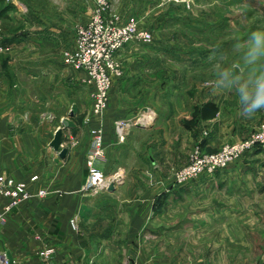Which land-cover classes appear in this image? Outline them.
<instances>
[{
	"label": "crops",
	"instance_id": "1",
	"mask_svg": "<svg viewBox=\"0 0 264 264\" xmlns=\"http://www.w3.org/2000/svg\"><path fill=\"white\" fill-rule=\"evenodd\" d=\"M12 41L15 46L17 40ZM10 57L6 65L0 64V174L27 184L33 198L13 208L6 221L0 222V249L19 264H44L36 253L44 247L55 250L52 264H213V252L198 256L196 250L184 262L176 256L171 258L164 252L173 243L166 242L154 246L163 252L160 261L146 258V252H150L149 235H161L164 241L170 233L181 230L180 223L170 227L157 226V222L167 216L180 219L182 199L214 183V180L197 181L180 188L167 173L170 169H181L188 161L189 152L181 148L183 136L187 137L181 120L187 113L180 108L186 100L164 99V88L162 99H150L151 92L157 89L147 78L148 68L124 66L123 78L111 88L103 120L99 122L93 117L87 123L82 105L87 88L83 72L65 69L66 85L44 83L45 72L40 73L35 66H19L13 52ZM132 57L133 53L124 50L119 58L125 63ZM138 86L145 95L132 99L130 91L136 92ZM197 98L189 97L187 104L201 108L212 102L219 107L215 119L205 120L216 127V132L212 129L205 140L223 143L222 132L232 120L230 113L227 117L223 115V100L215 98L212 91H206L200 101ZM166 106L173 109L166 110ZM120 120L139 121L127 130L124 142L119 140L115 129ZM197 120L203 121L200 117ZM65 121L69 126L63 129L66 139L61 149L67 148L69 152L61 158L51 143ZM100 125L104 129L106 159L97 166L111 176L110 184L115 183V190L86 192L87 162L93 144L90 131ZM241 126L244 133L249 131L247 124ZM176 138V148L159 149ZM151 168L163 169L164 177L159 176L164 178L162 182L151 185ZM41 191L45 195L39 196ZM7 204L6 199L0 198V215ZM105 229L113 236H122L121 239L102 242L88 237ZM120 251L125 259L114 255Z\"/></svg>",
	"mask_w": 264,
	"mask_h": 264
},
{
	"label": "rangeland",
	"instance_id": "2",
	"mask_svg": "<svg viewBox=\"0 0 264 264\" xmlns=\"http://www.w3.org/2000/svg\"><path fill=\"white\" fill-rule=\"evenodd\" d=\"M105 1L104 17L107 21L122 25L133 18L141 29L153 36L150 44L131 43L118 54V73L113 76V84L123 78L124 66H144L149 70L148 80L157 89L151 92L150 99H162L164 88V99L186 100V105L180 108L187 113V117L181 120L183 133L187 136H183L181 148L189 152L185 166L197 149L204 154H214L225 146L244 142L262 128L264 111L252 119L241 116L237 98L212 91L208 81L217 63L239 60V53L233 49L235 42L243 43L252 32L264 31V0ZM97 8L98 0H0V64L6 65L13 52L19 66H35L40 73L45 72L44 83L51 81L66 85L64 70L72 68L65 65L64 55L74 50L79 28L92 21ZM12 39L17 40L15 46ZM4 43L10 45L4 47ZM124 50L133 53L125 63L119 58ZM213 55L215 62L209 59ZM84 83L87 88L82 105L88 120L92 117L93 89L86 83V75ZM137 88L136 92L130 91L132 99L145 95L141 86ZM206 91H212L215 98L223 100V115L227 117L230 113L233 120L222 132L226 136L223 143L205 140L216 132L215 125L197 119L194 124L190 123L195 108L187 104L188 98L195 100L198 96L200 101ZM164 109L173 108L166 106ZM241 123L247 124L248 132H243ZM177 142V138L172 139L159 149L176 148ZM179 170L170 169L167 173L173 180ZM163 172L162 168H151V185L162 182ZM106 177L111 179V176ZM204 180H214V183L200 187L182 199L180 219L167 216L157 222V226L170 227L180 223L181 230L176 235L170 233L164 241L161 235H149L150 252H146V258L160 261L163 252L154 246L158 244L160 247V242H166L176 246L170 244L164 253L183 262L194 256L197 250L198 256L213 252V264H264V147L259 152L247 153L220 172L176 186L184 188ZM113 235L105 229L99 235L88 237L102 242L117 241L122 237ZM80 237L84 238L83 235ZM178 248L181 249L177 252ZM123 253L114 252V255L125 259Z\"/></svg>",
	"mask_w": 264,
	"mask_h": 264
},
{
	"label": "built area",
	"instance_id": "3",
	"mask_svg": "<svg viewBox=\"0 0 264 264\" xmlns=\"http://www.w3.org/2000/svg\"><path fill=\"white\" fill-rule=\"evenodd\" d=\"M106 10L107 2L98 0L96 15L90 23L79 28L74 50L64 55L65 65L83 72L86 75V83L93 89L92 117L88 118L87 123H90L93 117L100 122L105 116L109 106L113 76L118 73L116 64L118 54L128 44H150L153 41L151 32L141 29L133 18L122 25L115 21H107L104 17ZM137 124L139 121H117L115 129L119 140L124 142L127 130ZM90 133L93 144L87 162L88 178L84 190L97 193L107 190L111 180L97 166L98 162L106 159L102 125L91 129ZM263 147L264 124L258 132L244 142L225 146L217 153L204 154L201 149H197L191 155L189 164L177 172L174 178L175 184L184 185L200 176L212 175L218 170L231 166L247 153ZM36 179V177L33 178V181ZM27 187V184L23 182L0 174V198L8 201L5 211L0 215V222L6 221L7 213H10L13 208L33 198ZM38 195L43 196L45 192L41 191ZM72 224L75 226L74 220ZM54 254L55 250L52 247H44L39 251V258L44 264H52ZM0 264H18V262L0 249Z\"/></svg>",
	"mask_w": 264,
	"mask_h": 264
},
{
	"label": "clouds",
	"instance_id": "4",
	"mask_svg": "<svg viewBox=\"0 0 264 264\" xmlns=\"http://www.w3.org/2000/svg\"><path fill=\"white\" fill-rule=\"evenodd\" d=\"M233 49L239 60L217 63L208 84L214 92L234 95L240 115L252 119L264 111V31L252 32ZM209 59L215 62V55Z\"/></svg>",
	"mask_w": 264,
	"mask_h": 264
},
{
	"label": "water",
	"instance_id": "5",
	"mask_svg": "<svg viewBox=\"0 0 264 264\" xmlns=\"http://www.w3.org/2000/svg\"><path fill=\"white\" fill-rule=\"evenodd\" d=\"M68 126L69 124L67 121L63 122V127L58 129L55 134L54 140L51 143V148H53L55 152H58L61 158H65L69 152V149L67 148L61 149L66 139L63 129H66ZM108 190H110V192H113L115 190L114 182L109 185Z\"/></svg>",
	"mask_w": 264,
	"mask_h": 264
},
{
	"label": "trees",
	"instance_id": "6",
	"mask_svg": "<svg viewBox=\"0 0 264 264\" xmlns=\"http://www.w3.org/2000/svg\"><path fill=\"white\" fill-rule=\"evenodd\" d=\"M9 45H10L9 43L2 44V46L4 47H7ZM218 114H219V107L215 103L209 102L207 103V105L205 104L201 108H195V112L193 114V120L190 123L194 124V121L199 117L203 121L213 120L218 116Z\"/></svg>",
	"mask_w": 264,
	"mask_h": 264
}]
</instances>
